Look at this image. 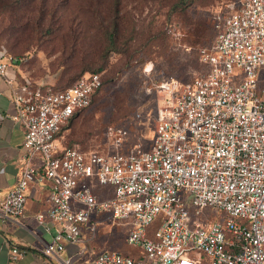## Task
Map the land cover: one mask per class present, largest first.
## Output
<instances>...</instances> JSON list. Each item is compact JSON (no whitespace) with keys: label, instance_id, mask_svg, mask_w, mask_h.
<instances>
[{"label":"built area","instance_id":"2783aa9c","mask_svg":"<svg viewBox=\"0 0 264 264\" xmlns=\"http://www.w3.org/2000/svg\"><path fill=\"white\" fill-rule=\"evenodd\" d=\"M214 28L201 50L207 69L162 81L154 127L127 141L129 127L111 124L107 149L58 141L92 104L102 72L62 88L26 75L12 100L27 155L16 183L0 190V216L21 219L30 188L49 182L36 217L48 232L55 226L44 253L57 264L84 255L104 215L125 224L139 252L105 249L86 264H264V0L222 5ZM68 242L85 246L62 257ZM22 253L12 244V260Z\"/></svg>","mask_w":264,"mask_h":264},{"label":"rangeland","instance_id":"374dc122","mask_svg":"<svg viewBox=\"0 0 264 264\" xmlns=\"http://www.w3.org/2000/svg\"><path fill=\"white\" fill-rule=\"evenodd\" d=\"M115 1L62 3L60 11L66 25L68 19L74 18L81 38L56 39L49 34L36 36L23 28L6 31L13 16L4 0H0V48L12 60L21 62L36 80L62 87L85 70L104 63V83L92 104L77 114L58 136V141L65 145L80 142L87 148L107 149L110 141L106 130L111 124L129 127L127 141H133L138 132L153 128L160 100L158 85L171 78L186 82L207 69L201 60V50L214 41L215 12L234 0H120L123 23L133 33L127 31L128 39H117L116 48L108 50L109 39L97 26L105 17L104 21L112 19ZM261 75L264 77V69ZM138 112L141 117H137ZM203 211L226 216L212 207ZM104 218L106 221L94 236L87 233L92 254L105 249L138 253L137 246L126 242L125 224L108 215Z\"/></svg>","mask_w":264,"mask_h":264},{"label":"crops","instance_id":"0c3cea01","mask_svg":"<svg viewBox=\"0 0 264 264\" xmlns=\"http://www.w3.org/2000/svg\"><path fill=\"white\" fill-rule=\"evenodd\" d=\"M1 61L7 63V75L0 73V190L6 191L16 183L27 155L23 147L24 126L15 117L17 111L12 96L14 89L29 73L21 62L12 60L0 48ZM48 183L30 188L27 209L21 219H4L0 216V264H57L44 253L46 243L56 231L55 226L48 232L36 217L37 212L47 204L50 191ZM12 244L23 250L22 255L13 260L10 258ZM85 245L86 252L75 264H86L94 255L88 243ZM85 245L68 242L61 256L66 257Z\"/></svg>","mask_w":264,"mask_h":264},{"label":"trees","instance_id":"16d2710c","mask_svg":"<svg viewBox=\"0 0 264 264\" xmlns=\"http://www.w3.org/2000/svg\"><path fill=\"white\" fill-rule=\"evenodd\" d=\"M64 2H67V0H4V6H7L8 9H10L9 13L13 16L11 24L6 26L5 30L9 31V29L13 27V32H15L23 28L29 29L33 34H36V36L39 35L40 37L43 34H49L52 38L55 37L56 39H80L81 32L75 27L73 23L74 18L68 19L67 25L65 23L66 18L60 11L61 4ZM120 8V0L115 1L113 5L114 13H112L114 16H110L112 19L104 21L105 17L103 20L101 19L97 26V30L102 31L105 38L109 39L107 49H115L117 39H121L122 37L128 39L126 37L127 31L133 33L132 28L129 29L128 26L124 25L122 19L123 15L120 14ZM19 9H22V11ZM27 25L30 27H27ZM132 37L133 36H131L130 39ZM83 68H85V66ZM103 68L104 63L100 64L96 69L88 70V72H102V74H104ZM85 73H87L86 70L85 72L80 73L72 83ZM71 84L62 87H67ZM77 114L73 115L70 122Z\"/></svg>","mask_w":264,"mask_h":264}]
</instances>
